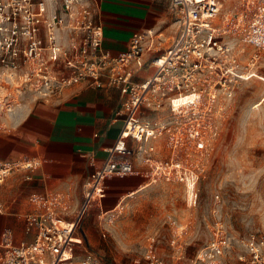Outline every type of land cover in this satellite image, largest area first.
<instances>
[{"label":"built area","instance_id":"2783aa9c","mask_svg":"<svg viewBox=\"0 0 264 264\" xmlns=\"http://www.w3.org/2000/svg\"><path fill=\"white\" fill-rule=\"evenodd\" d=\"M224 1L169 0L176 35L167 50L150 58L154 71L137 81L134 65L142 63L144 53L156 46L153 29L135 33L127 50L112 56L102 49L103 26L88 0H0V81L30 84L31 90L45 100L82 82L90 86L106 83L125 94L116 112L123 120L118 141L84 184L80 215L106 196L109 177L135 173L133 157L137 155L151 180L185 183L197 177L184 163L181 148L204 144L200 136L203 122L198 120L200 102L207 98V108L209 100L231 97L234 81L246 72H239L231 36H241L257 50L253 59L264 53V0H239L236 18L230 20L227 15L219 25L217 18ZM166 106L171 110L166 118L145 113ZM204 126L208 128L209 123ZM163 136L169 137L172 152L167 158H158L154 155L156 145L146 142ZM128 138L139 143L138 150L121 142ZM39 163L0 162V185L14 171L34 170ZM64 199L62 193L54 191L30 197L35 211L27 216L26 231L33 232V238L20 245L5 242L3 264H103L92 253L77 256L74 234L80 215L72 222L62 221ZM2 209L0 201V212ZM213 223L211 239L189 264H226L222 255L229 241L222 225ZM239 243L246 250L248 264H264V230L240 238ZM150 264L165 263L152 258Z\"/></svg>","mask_w":264,"mask_h":264},{"label":"rangeland","instance_id":"374dc122","mask_svg":"<svg viewBox=\"0 0 264 264\" xmlns=\"http://www.w3.org/2000/svg\"><path fill=\"white\" fill-rule=\"evenodd\" d=\"M146 1L159 12L166 9L168 0ZM238 1L223 2L219 25L227 15L230 20L236 18ZM174 21L172 13L165 48L176 33ZM63 39L67 45L66 34ZM230 39L239 72H246L234 81L231 97L209 100L207 108V98L200 102L199 123H209L208 128L203 123L200 127L204 144L181 148L184 163L197 177L185 183L151 178L149 183L147 178V187L106 214H100L98 206L93 205L80 215L77 201H68L61 214L80 215L75 235L77 253H92L103 264H150L152 258L165 264H189L211 239L213 222H219L229 241L223 261L248 264L239 239L264 230V53L259 52L255 60L257 50L253 46L241 36ZM0 83L1 134L10 128L9 108L15 111L33 106L43 98L31 90L30 84L6 79ZM160 140V155L167 158L172 152L170 139L163 136ZM76 197L81 200V195Z\"/></svg>","mask_w":264,"mask_h":264},{"label":"crops","instance_id":"0c3cea01","mask_svg":"<svg viewBox=\"0 0 264 264\" xmlns=\"http://www.w3.org/2000/svg\"><path fill=\"white\" fill-rule=\"evenodd\" d=\"M88 2L96 20L103 26L102 49L112 56L126 51L135 33L147 29L155 31V48L144 53L142 63L134 65L137 67L135 80L148 77L154 71L150 58L167 50L176 35L165 48L169 39L168 22L172 16L169 0L165 2L166 9L159 12L146 0ZM124 97L118 87L106 83L90 86L82 82L65 88L52 99L38 100L33 106L15 110L16 116L11 118L10 128L0 134V162L38 160L40 163L34 170L14 171L0 185V201L3 204L0 212V264H3L2 257L7 251L5 242L20 245L33 238V232L26 231L27 216L35 211V205L30 200L32 195L60 192L64 195L65 205L70 200L77 201L76 209L80 214L84 204V184L99 170L108 149L118 141L123 120L116 116V112ZM145 113L152 118H166L171 110L166 106L161 111L147 110ZM160 141L146 142L156 145L154 155L158 158H162ZM121 142L134 150L139 149V143L129 138ZM133 162L135 173L109 177L106 180V196L85 208L84 214L93 205L98 206L100 214L119 208L126 197L147 187V178L149 183L163 181H149L147 168L136 157H133ZM139 166L145 167L144 171H137ZM28 175L31 180L26 179ZM80 195L81 200L76 197ZM76 219V216H61L64 222ZM77 252L76 245L77 256H82Z\"/></svg>","mask_w":264,"mask_h":264},{"label":"bare ground","instance_id":"6f19581e","mask_svg":"<svg viewBox=\"0 0 264 264\" xmlns=\"http://www.w3.org/2000/svg\"><path fill=\"white\" fill-rule=\"evenodd\" d=\"M0 84H2V83H0ZM2 91H0V93H1ZM0 99H2L1 97H0ZM8 108V107H7ZM7 113H8V115H10L13 119L15 118V114H16V112L15 111H7Z\"/></svg>","mask_w":264,"mask_h":264}]
</instances>
